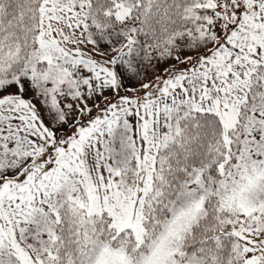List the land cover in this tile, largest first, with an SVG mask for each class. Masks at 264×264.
Masks as SVG:
<instances>
[{
  "label": "snow or ice",
  "instance_id": "6c2138e0",
  "mask_svg": "<svg viewBox=\"0 0 264 264\" xmlns=\"http://www.w3.org/2000/svg\"><path fill=\"white\" fill-rule=\"evenodd\" d=\"M0 264H264V0H0Z\"/></svg>",
  "mask_w": 264,
  "mask_h": 264
}]
</instances>
